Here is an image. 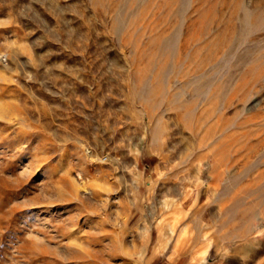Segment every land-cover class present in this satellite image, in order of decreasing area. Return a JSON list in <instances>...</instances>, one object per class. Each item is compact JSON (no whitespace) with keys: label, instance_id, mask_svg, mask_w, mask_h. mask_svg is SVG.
Wrapping results in <instances>:
<instances>
[{"label":"rangeland","instance_id":"1","mask_svg":"<svg viewBox=\"0 0 264 264\" xmlns=\"http://www.w3.org/2000/svg\"><path fill=\"white\" fill-rule=\"evenodd\" d=\"M0 264H264V0H0Z\"/></svg>","mask_w":264,"mask_h":264},{"label":"bare ground","instance_id":"2","mask_svg":"<svg viewBox=\"0 0 264 264\" xmlns=\"http://www.w3.org/2000/svg\"><path fill=\"white\" fill-rule=\"evenodd\" d=\"M77 172V171H76ZM172 227V226H171Z\"/></svg>","mask_w":264,"mask_h":264}]
</instances>
